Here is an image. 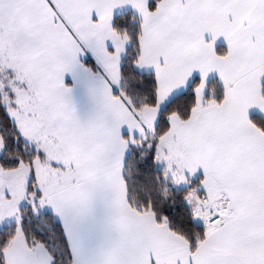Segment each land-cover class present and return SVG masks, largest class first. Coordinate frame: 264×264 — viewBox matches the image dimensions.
<instances>
[{
	"label": "snow or ice",
	"instance_id": "snow-or-ice-1",
	"mask_svg": "<svg viewBox=\"0 0 264 264\" xmlns=\"http://www.w3.org/2000/svg\"><path fill=\"white\" fill-rule=\"evenodd\" d=\"M0 264H264V0H0Z\"/></svg>",
	"mask_w": 264,
	"mask_h": 264
}]
</instances>
